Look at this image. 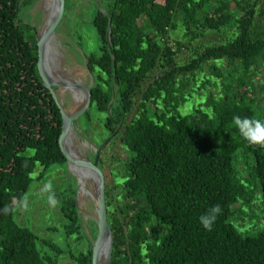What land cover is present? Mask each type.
<instances>
[{
	"label": "trees",
	"instance_id": "16d2710c",
	"mask_svg": "<svg viewBox=\"0 0 264 264\" xmlns=\"http://www.w3.org/2000/svg\"><path fill=\"white\" fill-rule=\"evenodd\" d=\"M233 1L221 0L212 9L206 0H108L96 12L99 53L85 55L84 67L90 82L97 76L91 106L105 114L111 135L131 112L143 82L164 68L142 92L141 112L120 137L130 158L124 176L106 190L112 264H264V228L242 231L232 221L234 203L249 204L257 192L264 213V146L251 142L264 138V107L251 78L264 68V38L251 34L257 0H242L239 17L231 11ZM25 2L0 0V264H58L65 251L16 220L37 164L41 179L52 165L64 163L62 115L40 79L27 35L31 26L17 22ZM178 19L186 27L216 31L237 25L239 32L180 66L167 40ZM207 60H227V71L209 67L221 93L184 110L190 82L180 75ZM84 115L91 122L89 109ZM28 149L34 154L25 155ZM241 160L247 176L238 170ZM216 204L222 213L209 231L199 217ZM74 214L66 215L67 234L82 228ZM39 243L56 254L42 253ZM92 245L88 253L68 254L91 264Z\"/></svg>",
	"mask_w": 264,
	"mask_h": 264
},
{
	"label": "rangeland",
	"instance_id": "374dc122",
	"mask_svg": "<svg viewBox=\"0 0 264 264\" xmlns=\"http://www.w3.org/2000/svg\"><path fill=\"white\" fill-rule=\"evenodd\" d=\"M44 1L26 0L17 20L19 22L22 19L23 22L31 26L27 29V35L36 53H38L37 35L47 20L46 13L51 9L48 5L44 7ZM107 1L65 0L66 20L55 37L59 45L53 46L58 53L51 56V61H53L49 66V72L55 82L59 84L61 96L72 112L80 110L86 102L85 86L89 87L91 82L90 76L84 68L85 55L99 53L100 38L94 27L93 19L98 9L105 10L104 6ZM206 1L211 4L212 9L221 2V0ZM230 8L237 17L245 12V4L242 0H234ZM256 10L251 28L254 40L264 38V0H257ZM176 23V28L169 30L167 40H169L172 51L176 54L175 62L180 66L191 63L207 46L221 45L233 40L239 32L237 25L216 31L201 26L186 27L179 19ZM164 41L166 39L161 40L163 43ZM177 42H180L181 45L179 46ZM43 52L47 55L53 50L48 49V51L44 50ZM213 64H217L223 71L228 70L227 60H207L197 69L180 75V77H186L190 82V86L185 91L187 99L182 102L184 110L189 111L193 106L204 104L206 96L211 92L216 96L220 95L221 84H218L209 70ZM67 71H72L73 76H68ZM163 72L164 68L159 66L143 82L142 88L134 96V106L131 112L124 116L122 124L115 134L109 133L105 123V114L100 113L96 106L89 108L91 122L84 114L78 118L75 125L74 142L91 161L99 154L98 162L102 166L106 178L105 198L106 190L109 186L113 188L115 178L124 176L125 165L130 158L129 152L120 141L124 126L140 114L142 92L153 82L154 78L162 75ZM251 78L255 84L257 95L261 99L260 104L264 107V87L262 88L264 85V68H261L259 72H254ZM206 79H209L210 83L202 87V83ZM94 81L95 83L98 81L96 75H94ZM68 82L71 84L79 82L75 85L80 92L83 91L84 98L79 92L75 94ZM101 84L105 88L104 83L101 82ZM154 109L155 105L150 104V111L153 112ZM24 154L33 155L34 150L28 149ZM238 170L241 176H247L242 160ZM42 172L43 167L37 164L32 173L33 182L30 189L16 208V220L19 224L30 227L41 239H46L65 251L66 254L58 256V264H79L71 258L68 252L75 255L88 253L91 242H94L98 231L91 192L86 187H81L77 176L68 169L65 163L52 165L44 173V177L39 179ZM87 185L91 189H97V185L95 186L90 181L87 182ZM73 191L76 193L73 194ZM119 193L120 187L114 189V195L117 198H119ZM73 197L74 204L71 199ZM233 208L235 215L232 221L242 231L256 233L264 228V213L258 192L249 204L238 201L234 203ZM74 212L78 213L82 228L72 234H67L70 220L66 215L74 216ZM38 246L44 254H56L50 247L42 243H39Z\"/></svg>",
	"mask_w": 264,
	"mask_h": 264
},
{
	"label": "water",
	"instance_id": "95a60500",
	"mask_svg": "<svg viewBox=\"0 0 264 264\" xmlns=\"http://www.w3.org/2000/svg\"><path fill=\"white\" fill-rule=\"evenodd\" d=\"M54 11L53 14L56 15V20L54 26L47 32L43 34L37 35V46H38V73L40 79L44 86H46L57 106L60 109L62 115V131L60 135V148L63 155V161L68 167V169L74 174L78 171L84 170H93L95 174H93L92 178L97 181V197L94 199L95 212H96V224H97V236L92 245V258L91 264H97L98 256L100 252H103L104 259L106 260V264H112L113 259V237L112 231L107 219V204L105 198V174L102 166L98 162V155L94 158V160H90L86 157L82 151L79 149V153L82 156V160H87L88 164L80 166H76L71 161V150L74 148L75 142V121L80 118L91 106L92 104V88L94 87L95 81L94 77L91 80V84L89 87L85 86V91L87 94L85 105L78 110L77 112H72L60 93V87L58 86L51 76L49 69L52 64L51 56H55L56 52H48L44 54V50H46L47 46L45 45L46 40L48 38L56 37L59 31L65 24L66 20V2L65 0H54ZM46 46V47H45ZM46 55V56H45ZM48 57V58H47Z\"/></svg>",
	"mask_w": 264,
	"mask_h": 264
},
{
	"label": "bare ground",
	"instance_id": "6f19581e",
	"mask_svg": "<svg viewBox=\"0 0 264 264\" xmlns=\"http://www.w3.org/2000/svg\"><path fill=\"white\" fill-rule=\"evenodd\" d=\"M49 6L51 9L48 11L47 14V20L44 23V25L41 27V29L39 30V34H43L47 31H49L55 24V20H56V15L53 14V7H54V0H45L44 1V7ZM44 12V11H43ZM45 45L47 46L46 50L48 51V49H52L53 52L58 53L54 46H58L59 43L55 40V37L52 38H48L46 40ZM54 45V46H53ZM45 46V47H46ZM68 76H73L72 71H67L66 72ZM64 74V73H63ZM79 81V80H77ZM81 81V80H80ZM79 82H74V84H71L68 82L69 87L71 88V90L75 93L78 94V92L80 93V95L82 96V98H84V93L83 91H79V89L77 88V86L75 84H78ZM81 83V82H80ZM65 86V85H64ZM73 94V93H72ZM77 144V143H76ZM75 144V145H76ZM71 161L74 165H78L80 166L81 164L86 165L88 164L87 160H82V156L79 153V148L76 145L74 148H72L71 150ZM93 174H95V172L93 170H84V171H78L75 173V175L77 176L78 180L80 181L81 187H86L90 192H91V196L92 198H96L97 197V189H91L88 185L87 182L90 181V183L92 182L95 186L97 185V181L95 179L92 178ZM82 191L84 192V190L82 189ZM85 196V195H84ZM97 264H106V260L104 259V254L103 252H100L99 256H98V260H97Z\"/></svg>",
	"mask_w": 264,
	"mask_h": 264
},
{
	"label": "clouds",
	"instance_id": "9594fccd",
	"mask_svg": "<svg viewBox=\"0 0 264 264\" xmlns=\"http://www.w3.org/2000/svg\"><path fill=\"white\" fill-rule=\"evenodd\" d=\"M251 142L258 143L264 146V138H261L260 140H253ZM221 213V206L219 204L213 205L208 208L205 213L200 215L199 221L205 229L210 231Z\"/></svg>",
	"mask_w": 264,
	"mask_h": 264
},
{
	"label": "flooded vegetation",
	"instance_id": "af4514ba",
	"mask_svg": "<svg viewBox=\"0 0 264 264\" xmlns=\"http://www.w3.org/2000/svg\"><path fill=\"white\" fill-rule=\"evenodd\" d=\"M84 66H85V63H84ZM85 68V67H84ZM86 69V68H85ZM87 70V69H86ZM88 72V71H87ZM89 74V73H88Z\"/></svg>",
	"mask_w": 264,
	"mask_h": 264
}]
</instances>
